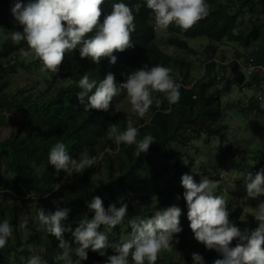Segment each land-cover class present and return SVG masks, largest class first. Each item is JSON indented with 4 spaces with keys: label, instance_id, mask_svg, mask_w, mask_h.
<instances>
[{
    "label": "trees",
    "instance_id": "trees-1",
    "mask_svg": "<svg viewBox=\"0 0 264 264\" xmlns=\"http://www.w3.org/2000/svg\"><path fill=\"white\" fill-rule=\"evenodd\" d=\"M255 1L257 0H206L210 5L209 15L186 31L174 23L171 24L168 27L172 33L169 43L192 51L187 38L204 36L210 41L228 39L243 45L256 42L252 55L245 57L246 62L249 63L250 57H253L255 64L264 66V20L252 28L239 27V15L244 12L246 6H251ZM117 2L126 3L132 9L135 31L132 33L133 46L123 52L113 53L117 58L115 64L110 63L108 57L102 58L99 64L92 62L90 58H81L77 46L74 52L70 51L73 52L71 57H64L57 73L46 71L47 81L44 86L21 97H12L5 91L8 84L5 76L18 72L20 67L29 69L30 66L41 65L42 62L37 59L25 64L21 59L14 57L10 58L9 63L4 62L8 56L15 55L21 48L27 49L28 46L26 42L17 43L12 40L4 42L1 46L0 109H17L26 117L27 122L21 124L20 130L9 137L0 138V222L8 219L13 228L6 246L0 249V264H16L18 256H30L33 253L39 254L45 264H64L63 261L55 260V256L63 251L59 247L60 241L41 230L35 220L36 215H31L28 223L30 231L23 232L19 222L23 208L37 201L43 204V208L54 210L56 204L53 201H59L60 207L70 209L67 220L62 222L63 225L65 227L70 225L74 230L84 216L89 219L94 216V211L87 207L94 196L101 197L106 209L113 203L117 207L121 206V202L128 205L127 215L123 221L126 225L124 232H120L119 225L113 228V231L106 225L100 228V231L107 232L110 243L125 239L123 233L128 234L131 231L129 220L132 217H150L155 210L176 205L182 210L180 216L182 231L173 237L178 244L173 246L170 252L163 250L156 264H192V255H186V252H189L186 246L192 247L193 252L201 254L204 264H214L216 259L222 258L218 252L208 250L198 242L189 227L188 209L181 184L184 171L174 143L187 145L196 137L195 135L200 134L225 137L227 133L220 124L224 117L220 103L222 92L233 84L249 86L250 83L261 82L255 76L247 81L245 72L240 69L236 60L230 61L229 64L216 61L213 56L216 46L209 44L204 75L192 87L183 85L187 80H183L182 84L178 83L176 71L178 67L185 66L184 62L181 58L165 52L156 42L154 13L147 8L146 0H104L102 6L104 14L110 12L112 5ZM12 3H15V0H0V27L9 25L8 7ZM102 19L103 17L101 21ZM145 64L149 67L153 65L170 67L173 79L181 85L180 99L178 103L169 104L163 93H153L154 96H159L163 103L160 107L153 104L149 109L148 118H139L133 126L139 129L140 135L137 139H141L145 134H151L155 137V142L150 145L147 153H141L136 157L135 145L123 143L117 145L107 135L110 124H117L123 131L128 121L132 119L130 113L118 106L123 99L129 101L126 91L121 89L119 95L113 98L108 111L96 109L85 111L77 99V93L80 91L78 81L86 73L90 79L99 82L111 72L119 84L126 80L130 72ZM226 67H230L233 81L219 89L214 85L215 78H220L216 73ZM52 85L54 90L48 89ZM209 88H212L211 92ZM6 121V114L1 111L0 126ZM23 127H27L25 133L21 132ZM59 142L66 145L73 158L79 159L87 152L90 158L96 160V164L81 173L73 172L68 175L64 170H60L57 174L55 167L48 163V154ZM237 148L240 147L233 145L227 147L230 157L239 151ZM219 155L220 160L224 159L222 152ZM261 162L255 167H264V161ZM169 163L174 166L175 176L167 175ZM5 167L6 173L13 176V185L10 188L12 192L8 191L6 181L9 178L3 171ZM200 173L209 180L222 181V175L218 170L212 171L203 167L200 168ZM187 174L192 175V171L189 170ZM98 175L100 177L94 180ZM194 180L200 182L198 179ZM57 184L60 185L58 191L54 190ZM134 193H138V196L134 197ZM177 196L180 198L177 199ZM66 234L72 239L70 244L73 249L70 255L75 262L79 260L75 254L77 245L71 232L64 233V239L70 241ZM235 243L236 241H233L232 246H235ZM27 245H31L35 251L29 250ZM41 248L44 251H40ZM86 251L88 258L82 260V264H105L108 256L115 254L110 247L105 249L103 256L91 248ZM132 263L130 257L129 264Z\"/></svg>",
    "mask_w": 264,
    "mask_h": 264
},
{
    "label": "clouds",
    "instance_id": "clouds-1",
    "mask_svg": "<svg viewBox=\"0 0 264 264\" xmlns=\"http://www.w3.org/2000/svg\"><path fill=\"white\" fill-rule=\"evenodd\" d=\"M103 4L104 0H28L26 4L23 0H15L11 11L16 22L22 26V31H12L11 39L17 43L26 42L28 47L21 48L20 54L25 58L34 55L42 62L44 68L53 74L59 71L65 54L77 46L81 58H90L92 62L99 64L102 58L108 57L109 62L115 64L117 58L113 53L123 52L133 46L135 17L126 3H114L107 14L103 12ZM146 6L154 13L155 24L161 29H167L174 23L186 31L210 13V5L206 0H146ZM238 58L246 62V58L242 56H234L227 61L221 58L215 60L229 64ZM171 73L170 67L162 65L149 67L145 64L130 72L126 80L119 84L111 72L99 82L90 79L85 73L78 81L80 91L77 93V99L85 111L92 109L108 111L113 98L123 89L129 98L133 113L143 118L153 104L160 107L163 103V100L153 93H163L169 104L179 102L181 85L178 83L182 84L183 79L180 78L176 83ZM245 74L252 78L254 76L246 72ZM195 82L183 85L192 87ZM253 84L256 86L255 82ZM107 135L117 145L121 143L135 145L136 157L141 153H147L150 145L155 142V137L151 134H145L141 139H137L140 135L139 129L133 126L131 120L123 131L117 124H110ZM48 163L55 167L57 174L64 170L71 175L73 172L81 173L91 168L96 164V160L90 158L87 152L79 159H75L69 154L66 145L59 142L50 149ZM253 169L243 174L245 201L264 196V170L256 172V167ZM181 184L188 209L187 219L194 238L206 249L215 250L222 256L216 259L214 264H264V200H261L251 213L258 226L254 229L241 230L230 220L225 198L215 194L217 185L214 182L205 177L197 183L192 175L183 174ZM59 188L60 185L57 184L54 190L58 191ZM29 195L31 196L30 193ZM179 198L177 196V199ZM53 203L56 204L54 210L40 207L35 220L41 230L60 241L59 247L63 251L55 256V260L63 261L64 264H74L70 255L72 246L64 239L65 232H71L74 237L77 245L75 254L80 261L87 260L86 250L89 248L103 256L105 249L110 247L115 254L109 255L105 264H129V257L133 264L145 262L156 264L162 250L172 251L174 234L182 231L180 227L182 210L172 205L155 210L147 218L132 217L129 220L131 236L110 243L107 232L100 231V228L103 225L115 228L122 224L127 215V203L121 202L120 207L114 203L109 204L106 209L101 197L94 196L87 204V207L94 211V216L91 219L84 216L74 230L70 225L65 227L62 223L67 220L70 209L60 207L59 201ZM27 223L28 219L25 218L21 227ZM12 233L13 228L8 219L0 222V249L6 246ZM233 241H236L235 246H232ZM27 247L35 251L31 245ZM40 251L44 249L41 248ZM28 264H42V261L39 256L33 255ZM192 264H204L203 256L193 252Z\"/></svg>",
    "mask_w": 264,
    "mask_h": 264
},
{
    "label": "rangeland",
    "instance_id": "rangeland-1",
    "mask_svg": "<svg viewBox=\"0 0 264 264\" xmlns=\"http://www.w3.org/2000/svg\"><path fill=\"white\" fill-rule=\"evenodd\" d=\"M27 2L28 0H23V3L26 4ZM13 6L14 3L8 7L9 25L7 27H0V49L4 42L12 40V31H22V26L16 22L12 14L11 9ZM239 20L240 28H252L255 24L263 21L264 0H257L251 6H246L244 12L239 15ZM155 31L156 42L158 45L165 52L173 54L183 60L185 66L177 68V78L178 80L180 78L187 80L189 84L195 82L204 75V63L208 60L209 52L207 51V46L209 44L216 46V51L213 54L215 58H221L224 61H227L231 60L234 56H242L244 58L247 55H252L251 52L256 43L251 42L248 45H243L239 42H232L228 39L210 41L207 37L199 36L187 38V42L192 48V51H190L181 49L180 47L169 43V37L172 33L168 28L161 29L156 26ZM74 50L72 51L74 52ZM73 52H68L65 56L71 57V53ZM11 57H14L15 59L19 58L24 61L25 64L37 60L34 55L25 58L19 52L15 55L8 56L7 59H4V62L9 63ZM46 71L47 70L42 63L41 65L30 66L29 69L20 67L18 72L10 73L5 76V79L8 80L5 91L9 96L21 97L27 92L38 90L43 84H45V81H47ZM216 74H219L220 78H215L214 85L219 89L224 88L228 82L233 81L230 67L222 68L221 70H218ZM253 75L256 79L258 78L261 83L258 82L256 86H254L253 83H250L249 86L233 84L221 94L220 103L224 111V117L220 121V124L223 125V131L225 130L227 133L225 137L220 138L219 136L200 134L195 135L196 137H194V139L187 145L179 142L174 143V148L179 153L182 161L184 174H187L188 171L191 170L192 176L200 181L201 178H205L203 174L200 173V168L207 167L212 171L218 170L221 173L222 181H210L217 185L215 193L223 196L227 201L230 220L241 230L245 228L254 229L258 226V222L251 213H253L258 203L261 200H264V196L259 199L244 200L246 190L243 174H246L249 170L251 172L254 170L253 168L255 166L258 167L260 165L259 163L264 161V159H262L264 152V80H261L264 75L260 72ZM251 78L252 77L247 76L246 80L250 81ZM48 89L54 90V85L50 86ZM211 91L212 88H209V92ZM118 106H121V108L132 115V123H135L141 118L133 113L131 104L127 99L121 100ZM1 111L7 116L6 123L0 126V138L2 139L7 138L12 133L20 130V125L27 122L26 117L17 109H0V112ZM149 114L150 112L148 111L144 116V119H147ZM26 131L27 127L21 128L22 133H25ZM229 145L240 147L237 148L239 151L233 155V157H230L228 154L227 147ZM221 152L225 156L222 160L219 159V154ZM168 168L167 175L175 176L176 172L174 171L172 163H169ZM102 170L103 173H105L104 168ZM260 170H264V167L256 168V172ZM3 171L7 174L6 167L3 168ZM7 175L9 179H7L6 183L9 191L13 185V176L11 174ZM253 175H255V173ZM99 177V175L95 176L94 180ZM136 196H138V193H134V197ZM40 207H43V204L37 201L24 207L22 216L19 220L20 224L25 218L28 219L29 223L31 215H36L37 210ZM237 209H240V211L238 212ZM28 223L26 226L22 227L23 232L25 233L30 231ZM125 229L126 225L122 222V224L119 225V230L122 233ZM111 231H113V228H111ZM131 231L128 234L123 233L125 239L131 236ZM66 236L67 239L70 240L68 242L71 243L72 239L68 234H66ZM177 244L178 242L173 239L172 249L173 246H177ZM186 247L189 251L186 252V255H192V247ZM162 252L163 250L159 255H161ZM33 255L39 256L42 264H45L44 259L37 253H33L30 256H18L16 264H28V260ZM74 264H82V261L77 260ZM145 264H147V262H145Z\"/></svg>",
    "mask_w": 264,
    "mask_h": 264
},
{
    "label": "built area",
    "instance_id": "built-area-1",
    "mask_svg": "<svg viewBox=\"0 0 264 264\" xmlns=\"http://www.w3.org/2000/svg\"><path fill=\"white\" fill-rule=\"evenodd\" d=\"M237 61L240 64L241 69L245 71L247 74L253 76V74L260 72L263 73L264 75V67L259 64H255L253 58H250L249 63L244 62V60L240 58H238Z\"/></svg>",
    "mask_w": 264,
    "mask_h": 264
}]
</instances>
